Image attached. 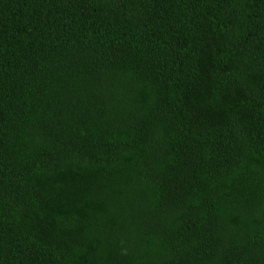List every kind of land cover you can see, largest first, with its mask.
<instances>
[{
    "label": "trees",
    "instance_id": "trees-1",
    "mask_svg": "<svg viewBox=\"0 0 264 264\" xmlns=\"http://www.w3.org/2000/svg\"><path fill=\"white\" fill-rule=\"evenodd\" d=\"M0 264H264V0H0Z\"/></svg>",
    "mask_w": 264,
    "mask_h": 264
}]
</instances>
